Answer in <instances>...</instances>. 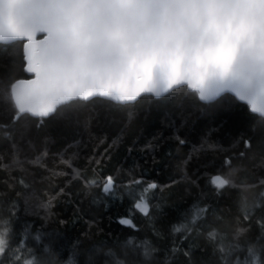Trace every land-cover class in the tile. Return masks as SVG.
I'll list each match as a JSON object with an SVG mask.
<instances>
[{
    "label": "trees",
    "instance_id": "obj_1",
    "mask_svg": "<svg viewBox=\"0 0 264 264\" xmlns=\"http://www.w3.org/2000/svg\"><path fill=\"white\" fill-rule=\"evenodd\" d=\"M23 66L22 42L0 44V264H264V119L247 105L203 104L180 86L17 118L10 86L28 79ZM216 175L228 184L217 189Z\"/></svg>",
    "mask_w": 264,
    "mask_h": 264
},
{
    "label": "snow or ice",
    "instance_id": "obj_2",
    "mask_svg": "<svg viewBox=\"0 0 264 264\" xmlns=\"http://www.w3.org/2000/svg\"><path fill=\"white\" fill-rule=\"evenodd\" d=\"M17 41L33 77L11 85L17 118L94 98L161 97L179 85L203 101L231 93L264 116V0H0V43ZM210 182L228 184L220 175ZM113 188L106 177L104 193ZM134 207L149 215L145 198ZM118 222L134 227L130 217ZM7 235L0 231V256Z\"/></svg>",
    "mask_w": 264,
    "mask_h": 264
},
{
    "label": "water",
    "instance_id": "obj_3",
    "mask_svg": "<svg viewBox=\"0 0 264 264\" xmlns=\"http://www.w3.org/2000/svg\"><path fill=\"white\" fill-rule=\"evenodd\" d=\"M38 38H40V37H38ZM17 42H22V60H23V63H24V66H23V72H24L25 75L28 76V79L33 78L29 73H27V72L24 70V69H25V66H26V61H25V59H24V53H23V43H24V41H17ZM0 44H4V43H0ZM17 81H18V80H17ZM15 82H16V81H15ZM15 82H14V83H15ZM180 86H185V87L187 88L188 91L193 92V93H196L195 91H192L191 89H189V88L187 87V85H179V86L174 87L173 89H175V88H177V87H180ZM10 88H11V86H10ZM173 89H172V90H173ZM165 95H166V94H165ZM222 95H230V96L233 97L237 102H239V103H243V104H245V105L248 106V104L239 101V100H238L233 94H231V93H224V94H222ZM222 95H221V96H222ZM143 96H149V97H152V98H154V99H159V98L163 97V96H161V97H155V96L150 95V94H143V95H141L139 98H141V97H143ZM221 96H220V97H221ZM139 98H138V99H139ZM196 98H197V100H198L200 103L205 104V103L213 102V101H215L216 99H218L219 97L216 98L215 100H212V101H203V100H201V99L199 98V95L196 93ZM97 99H103V98H97ZM138 99H136L135 101H132V102H127V103H117V102L110 101V100H106V99H103V100L110 101V102H112V103H114V104H118V105H128V104H133V103L136 102ZM84 102H86V101H84ZM12 103H13V101H12ZM13 105H14V103H13ZM248 110L250 111L249 106H248ZM250 112L253 113L252 111H250ZM25 114H26V115H29V116L32 117V118H38V117H33L31 114H27V113H25ZM253 114H255V115L261 117L262 119H264V116H261V115H259L258 113H253ZM46 118H47V117H46ZM43 119H44V118H43Z\"/></svg>",
    "mask_w": 264,
    "mask_h": 264
}]
</instances>
